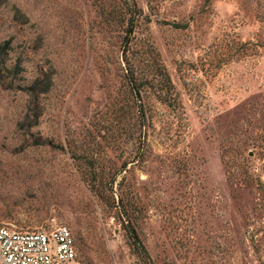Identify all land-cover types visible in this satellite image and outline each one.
Returning <instances> with one entry per match:
<instances>
[{"label":"rangeland","instance_id":"1","mask_svg":"<svg viewBox=\"0 0 264 264\" xmlns=\"http://www.w3.org/2000/svg\"><path fill=\"white\" fill-rule=\"evenodd\" d=\"M52 220L80 264H264V0H0V227Z\"/></svg>","mask_w":264,"mask_h":264},{"label":"built area","instance_id":"2","mask_svg":"<svg viewBox=\"0 0 264 264\" xmlns=\"http://www.w3.org/2000/svg\"><path fill=\"white\" fill-rule=\"evenodd\" d=\"M0 264H80L71 229L52 220L37 231L0 227Z\"/></svg>","mask_w":264,"mask_h":264},{"label":"trees","instance_id":"3","mask_svg":"<svg viewBox=\"0 0 264 264\" xmlns=\"http://www.w3.org/2000/svg\"><path fill=\"white\" fill-rule=\"evenodd\" d=\"M129 29H131V27H130ZM129 32H130V31H129Z\"/></svg>","mask_w":264,"mask_h":264}]
</instances>
